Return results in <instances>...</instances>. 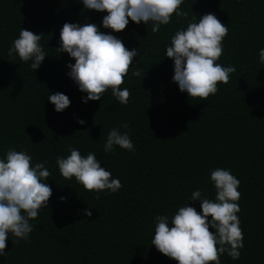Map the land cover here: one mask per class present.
Returning a JSON list of instances; mask_svg holds the SVG:
<instances>
[{
  "label": "trees",
  "instance_id": "1",
  "mask_svg": "<svg viewBox=\"0 0 264 264\" xmlns=\"http://www.w3.org/2000/svg\"><path fill=\"white\" fill-rule=\"evenodd\" d=\"M181 10L188 18L173 15L157 32L151 21L131 20L123 31L112 32L101 23L107 13L85 9L80 0H0V158L9 148L25 151L33 166L46 161L52 174L45 181L52 189L47 207L30 221L26 240L17 242L9 233L0 264H177L151 244L155 217L167 215L171 222L186 204L200 211L191 194L199 189L215 198L210 173L216 168L240 181L237 215L243 230L239 259L223 253L220 264H264V0H184ZM207 13L228 27L217 63L236 71L201 100L179 90L165 53L178 29ZM65 22L96 23L138 50L121 85L131 93L126 105L111 90L100 100L82 102L87 94L67 75L75 61L57 49ZM21 28L42 33L48 55L38 69L8 55ZM137 69L139 77L132 75ZM56 92L71 101L62 112L48 100ZM124 123L129 127L122 128ZM112 128L129 132L135 151L114 145L105 152ZM70 147L85 156L95 153L122 187L97 193L74 177L65 180L56 157L69 155Z\"/></svg>",
  "mask_w": 264,
  "mask_h": 264
},
{
  "label": "clouds",
  "instance_id": "2",
  "mask_svg": "<svg viewBox=\"0 0 264 264\" xmlns=\"http://www.w3.org/2000/svg\"><path fill=\"white\" fill-rule=\"evenodd\" d=\"M85 9L106 12L102 26L112 32L123 31L129 20L139 24L152 22V31L171 21L173 15L188 18L189 13L181 10L184 0H80ZM42 34V33H41ZM21 28L19 35L8 49L20 61H31L32 70L38 69L46 54L40 41L42 35ZM228 27L213 13L199 18L193 15L186 28L178 29L166 47L165 56L173 60L172 80L181 92L189 97L207 100L218 91V84H227L234 66H223L217 61L223 55V40ZM59 52H66L75 63H69L67 75L86 93L82 102L100 100L111 90L121 103L127 104L131 95L127 88H121L133 58L138 55L136 48L129 50L122 40L111 33L100 30L96 23L65 22L60 30ZM259 60L264 64V48L259 50ZM133 76H141L137 69ZM145 75V74H144ZM143 75V76H144ZM55 111L62 112L71 101L65 94L56 92L48 95ZM79 124L85 121L78 119ZM122 128H128L124 123ZM135 151L129 132L112 128L104 143V151L111 152L113 146ZM70 154L57 155L56 163L65 180L82 184L85 190L97 193L109 190L114 193L122 184L112 173L101 166L96 154L82 155L76 148H69ZM45 162L32 164V157L25 151L9 148L0 158V256L6 254L9 233L20 239H27L33 231L31 220L46 208L52 195L51 187L45 182L51 172ZM210 179L216 189L214 199L203 196L197 189L190 200L200 202V211L195 207H179L172 216L155 217L154 236L151 244L163 255L177 264H220V256L227 253L233 260L239 259L243 248V230L237 213L240 211L238 191L240 181L230 170L213 169ZM99 199L97 195L95 197ZM64 200L65 197H61ZM91 216L89 209H84ZM210 217V219H209ZM171 224V227L169 226Z\"/></svg>",
  "mask_w": 264,
  "mask_h": 264
}]
</instances>
